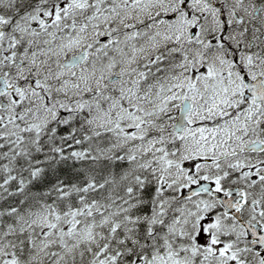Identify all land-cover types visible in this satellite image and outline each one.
Masks as SVG:
<instances>
[{
	"label": "snow or ice",
	"instance_id": "snow-or-ice-1",
	"mask_svg": "<svg viewBox=\"0 0 264 264\" xmlns=\"http://www.w3.org/2000/svg\"><path fill=\"white\" fill-rule=\"evenodd\" d=\"M0 264H264V0H0Z\"/></svg>",
	"mask_w": 264,
	"mask_h": 264
}]
</instances>
